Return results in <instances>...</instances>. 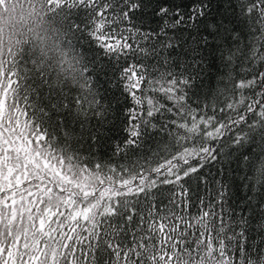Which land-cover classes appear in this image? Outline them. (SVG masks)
Segmentation results:
<instances>
[{"label":"snow or ice","instance_id":"1","mask_svg":"<svg viewBox=\"0 0 264 264\" xmlns=\"http://www.w3.org/2000/svg\"><path fill=\"white\" fill-rule=\"evenodd\" d=\"M50 6L82 83L0 75V264H264V0Z\"/></svg>","mask_w":264,"mask_h":264},{"label":"trees","instance_id":"2","mask_svg":"<svg viewBox=\"0 0 264 264\" xmlns=\"http://www.w3.org/2000/svg\"><path fill=\"white\" fill-rule=\"evenodd\" d=\"M28 3L33 12L39 9L40 27H25L19 32L0 35V75L13 73L12 78L19 80L22 87H31L38 73L45 83L53 86L64 84L65 76L79 86L84 61L73 40L69 21L62 11L50 6V0H28ZM197 213L198 209L189 207V220Z\"/></svg>","mask_w":264,"mask_h":264},{"label":"clouds","instance_id":"3","mask_svg":"<svg viewBox=\"0 0 264 264\" xmlns=\"http://www.w3.org/2000/svg\"><path fill=\"white\" fill-rule=\"evenodd\" d=\"M38 12H33L28 0H3L0 4V35L19 32L25 27L39 28Z\"/></svg>","mask_w":264,"mask_h":264}]
</instances>
